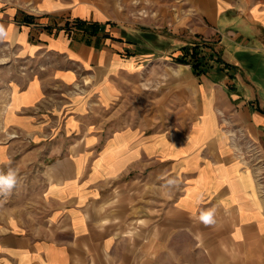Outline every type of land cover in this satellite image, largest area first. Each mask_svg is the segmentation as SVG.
I'll list each match as a JSON object with an SVG mask.
<instances>
[{"label": "crops", "instance_id": "1", "mask_svg": "<svg viewBox=\"0 0 264 264\" xmlns=\"http://www.w3.org/2000/svg\"><path fill=\"white\" fill-rule=\"evenodd\" d=\"M190 35L220 61L200 75L171 66ZM128 83L162 111L108 127ZM9 168L35 194L0 213V264H264V0H0Z\"/></svg>", "mask_w": 264, "mask_h": 264}, {"label": "rangeland", "instance_id": "2", "mask_svg": "<svg viewBox=\"0 0 264 264\" xmlns=\"http://www.w3.org/2000/svg\"><path fill=\"white\" fill-rule=\"evenodd\" d=\"M188 35V34H187ZM192 38L194 37V35H190ZM178 45L179 44H172V56H171V66L174 65L175 62V58L185 54L186 53V49L189 52L190 49L194 46L197 45L199 51H201L202 53H204L205 55L207 54H211L213 59L208 61L207 65H214L219 62H215L214 60L216 59L215 56V50L211 45V41L209 39H206L204 37L201 36H195V38H193V42L189 45H182V50H181V54H178ZM187 57V54H186ZM194 62V58L192 57L190 59V62L187 64H182V65H188L191 67V63ZM181 64V63H178ZM192 68V67H191ZM210 68V67H209ZM208 68V69H209ZM188 78H189V72L186 71ZM128 85V91L125 93L124 98L121 100L120 98H118L117 102L113 103L108 109H106V111L101 115L104 117V120L106 119V123L108 127H112V128H119L122 126H126L125 121L126 119H130L131 116H136L137 112L139 111V113L142 111L144 112V114L148 113H153L155 112L156 114L159 113V111H162V109L160 108H146L144 106V108H138V103L136 102V99H132L131 93L129 91L130 89V83L127 84ZM140 86H142L140 84ZM173 87V85H172ZM188 90H189V79H188ZM139 104H141V102L139 101ZM166 111H168L167 109H165ZM188 112L190 110V108H187ZM170 112V117L171 120H173L175 114H178V108L173 106V103L169 109ZM174 123L170 122V123H166L163 126L166 128L172 127ZM156 127H161V124H155ZM3 172H7L8 170H2ZM18 177H19V183L18 185L12 190L11 194L8 195L7 197L4 196H0V213L2 212H16L19 210L24 211V209L27 207V205L25 203L21 204L20 202L24 199V197H28V196H33L35 194V189L33 187H30L31 185V180H33L32 177L34 175V173H18Z\"/></svg>", "mask_w": 264, "mask_h": 264}, {"label": "clouds", "instance_id": "3", "mask_svg": "<svg viewBox=\"0 0 264 264\" xmlns=\"http://www.w3.org/2000/svg\"><path fill=\"white\" fill-rule=\"evenodd\" d=\"M19 177L15 169L9 168L5 173L0 171V196L7 197L11 194L12 190L18 185ZM178 181L175 178H168L165 184L162 186L167 190H171L172 187L176 186ZM215 208H209L202 210L199 214V222L205 225H212L215 221Z\"/></svg>", "mask_w": 264, "mask_h": 264}, {"label": "trees", "instance_id": "4", "mask_svg": "<svg viewBox=\"0 0 264 264\" xmlns=\"http://www.w3.org/2000/svg\"><path fill=\"white\" fill-rule=\"evenodd\" d=\"M187 54V57H186ZM194 58V62L191 63L192 70L194 74L200 75L204 73L206 69L211 67V65H207L209 60H212L213 57L211 54L205 55L201 51H199L197 45H194L190 51L188 52L186 49V53L182 54L175 58V62L181 64H187L190 62L191 58ZM215 62H219L217 59L214 60ZM226 66V65H225Z\"/></svg>", "mask_w": 264, "mask_h": 264}]
</instances>
